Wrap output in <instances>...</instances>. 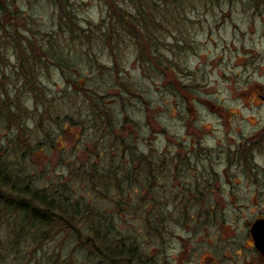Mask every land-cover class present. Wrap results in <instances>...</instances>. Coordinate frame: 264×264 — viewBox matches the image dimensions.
I'll use <instances>...</instances> for the list:
<instances>
[{"label": "rangeland", "instance_id": "obj_1", "mask_svg": "<svg viewBox=\"0 0 264 264\" xmlns=\"http://www.w3.org/2000/svg\"><path fill=\"white\" fill-rule=\"evenodd\" d=\"M250 2L217 0L185 11L180 26L190 45H171L175 26L161 37L168 44L160 48L170 68L166 74L143 66L136 49L120 43L123 65L117 77L114 58L96 32L108 17L102 0H69L74 21L89 30V39L61 29L54 0H0L3 26L19 27L50 56L62 52L66 58L64 71L51 63L41 77L47 104L58 114L44 126L49 137L41 132L29 139L53 148L43 152L47 157L37 153L51 163L37 183L51 190L56 178L65 181L70 175L67 169L81 174L87 160L108 168L124 167V160L128 170L139 172L141 184H132L131 191H139L142 204L139 217L130 210L119 226L148 256L162 264H264L250 233L251 224L264 218V4ZM6 37L0 31V57H11L9 65L16 66L14 49L2 50ZM4 72L14 74L7 78L12 92L17 75L14 68ZM179 82L181 89L175 87ZM35 114L28 122L36 129ZM117 137H131L128 142L150 158L126 159L113 152ZM238 148L251 152L254 176L236 155ZM72 185L78 187L72 198L87 188L81 177ZM156 211L167 213L168 220L151 235L143 215ZM69 242L58 234L31 264H46L49 254Z\"/></svg>", "mask_w": 264, "mask_h": 264}, {"label": "trees", "instance_id": "obj_2", "mask_svg": "<svg viewBox=\"0 0 264 264\" xmlns=\"http://www.w3.org/2000/svg\"><path fill=\"white\" fill-rule=\"evenodd\" d=\"M54 1L59 10L61 29L89 39V30L74 21L69 0ZM216 1L102 0L108 8V17L104 27L97 26L96 32L106 51L114 58L112 71L120 76L123 65L120 43H128L136 49V58L143 66L162 69L166 74L164 71L170 68L164 66L160 48L168 47V44L161 37H167L168 29L175 26L172 32L175 42L171 45L178 49L184 43L188 45L186 40L189 38L180 26L185 11L193 12L198 4L215 5ZM250 1L252 5L264 4V0ZM6 11L12 12V9ZM0 27V31L7 35L3 52L8 48L14 49L18 60L16 66H11V57H0V264H31L39 260L40 253H46L45 246L53 243L61 233L70 242L67 247L63 243L49 254L46 264H162L148 256L136 237H128L119 226L118 220L127 221L130 210L133 218L139 217L142 204L139 191L136 188L131 191L132 184H141L137 177L139 172L128 170L124 160V167L114 164L109 168L100 165L96 159L87 160L82 164L81 174L77 175L76 169H67L70 175L65 181L61 177L56 178L51 190L49 185L44 187L37 183L38 177L44 175L51 165L50 160L42 162L41 156L37 155L39 152L47 157L43 152L48 144L41 140L32 144L29 139L42 133L49 137L44 126L58 114V108L53 109L52 104H47L46 87L41 77L51 63L64 71L66 58L62 52L50 56L44 45L34 44L19 27L12 25L8 28L1 22ZM12 68L18 83L11 92L7 88V78L14 74H6L4 70ZM179 85L180 82L175 87L181 89ZM30 101L34 102L35 108H30ZM33 112H36L33 117L36 129L33 122H28ZM45 118L48 121L45 122ZM128 138H115L112 151H121L126 159L149 157L140 153L138 146L128 142ZM244 149L238 148L236 155L242 157L245 169L254 176L257 166L252 161L251 152ZM17 159L22 161L17 163ZM28 165L33 169L29 171ZM80 177L87 186L86 191L81 197L72 198V191L78 192V187L72 184ZM145 187L143 185V190ZM101 202L107 204L98 209ZM143 218L150 234L157 235L161 225L168 220V214L156 211L146 213Z\"/></svg>", "mask_w": 264, "mask_h": 264}, {"label": "water", "instance_id": "obj_3", "mask_svg": "<svg viewBox=\"0 0 264 264\" xmlns=\"http://www.w3.org/2000/svg\"><path fill=\"white\" fill-rule=\"evenodd\" d=\"M251 235L255 247L264 256V220H259L252 226Z\"/></svg>", "mask_w": 264, "mask_h": 264}, {"label": "flooded vegetation", "instance_id": "obj_4", "mask_svg": "<svg viewBox=\"0 0 264 264\" xmlns=\"http://www.w3.org/2000/svg\"><path fill=\"white\" fill-rule=\"evenodd\" d=\"M219 176V175H218ZM220 177V181L221 180H223V176H219ZM226 197H230V195H229V193L226 195ZM237 219V217H233V219L232 220H236ZM223 220V223L225 224L226 223V221H225V218L224 219H222ZM238 220H239V218H238ZM259 220H264V218H257L252 224H251V228H252V226L257 222V221H259ZM222 223V224H223ZM251 228H250V233H251ZM251 237H252V235H251ZM252 241H253V238H252ZM253 250H254V252H255V254H256V256L259 258L258 260H260V261H264V256L257 250V248L255 247V245H254V241H253ZM256 260H252V263H250V264H253L254 262H255Z\"/></svg>", "mask_w": 264, "mask_h": 264}]
</instances>
